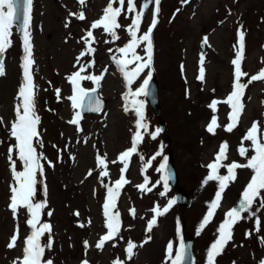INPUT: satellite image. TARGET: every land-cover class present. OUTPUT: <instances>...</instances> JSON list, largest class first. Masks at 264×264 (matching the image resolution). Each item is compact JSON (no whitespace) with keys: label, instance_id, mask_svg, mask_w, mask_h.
<instances>
[{"label":"rangeland","instance_id":"rangeland-1","mask_svg":"<svg viewBox=\"0 0 264 264\" xmlns=\"http://www.w3.org/2000/svg\"><path fill=\"white\" fill-rule=\"evenodd\" d=\"M108 3L109 0H86L81 6L78 0H33L30 33L35 62L30 71L34 77L36 111L40 116L38 130L42 140L37 151L43 152L47 161L54 164L52 167L42 160L43 175H37L42 182L36 186L35 199L47 201L41 222L52 226L53 244L51 249L45 250L44 258L52 259L53 264H82L85 259L89 264H113L116 259L123 264H171L167 245L173 243L174 258L179 251L180 225L184 221L186 233L195 239L196 264H208L207 253L219 238V227L226 219V213L239 206L253 172L249 168L236 170V179L228 183L212 219L201 229L200 224L220 190L217 180L204 183L211 173L206 165L214 161L225 141L228 144L227 159L221 163L246 164L254 152L251 142L242 138L254 121L260 122L261 132H264V79L251 82L244 90L243 112L232 131L224 127L230 123L231 107L223 102L233 90L232 60L239 47L241 30L245 33L242 70L249 74L241 82L247 83L251 75L264 69V0H188L187 3L161 0L158 23L152 33L153 65L131 85L133 91L138 88L148 71L157 75L167 131L165 135L160 131L155 139L148 133L160 128L159 120L146 96L125 99L129 88L113 59L123 57L118 50L130 40L127 26L134 13L125 11L119 17L118 22L122 25L116 30L119 39H114L102 28L93 30L95 51L80 56L87 48L81 37L86 35L93 21L101 18ZM136 3L139 9L143 0H136ZM81 9L85 12V20L69 15ZM153 9L154 5H150L145 10L140 34L150 25ZM204 37L208 38L205 54L198 44ZM10 40L4 61L5 75L0 76V264H13L22 257L25 237L31 234L26 222L30 218L27 211L20 208L14 216L9 207L10 186L16 183L8 158L9 146L16 144L10 126L16 119L15 105L21 102L18 90L23 81L24 56L23 41L15 26ZM137 52L145 55L143 46ZM201 54L205 69L203 81L198 78ZM77 57H80L79 64ZM90 61L94 64L82 75H99L107 69L99 87L108 103L101 113L82 114L77 126L69 123L80 109L73 108L68 99L74 94V86L67 77ZM132 67L135 65H129ZM81 85L86 89L95 86L88 80L82 81ZM56 89L61 90L59 99ZM133 99L145 101V121L149 128L141 130L144 135L138 154L133 155L124 173L130 183L123 186L116 206L109 209L110 215L119 212V235L106 242L103 249H97L96 243L107 232L106 186L114 187L120 178L123 164L118 160L119 154L131 146L136 131L138 116L131 105ZM213 99L221 101L215 112L209 107ZM126 106L128 111H125ZM213 115L218 117L220 125L214 134L207 131ZM167 136L171 140L179 182L188 190L193 202L189 207H179L175 202L167 213L157 218V225L148 232L147 223L154 215L153 207L159 204L163 209L170 199H174L175 190L170 184L166 195H160L164 192L162 176L165 173L156 171L167 154ZM242 145L248 149L245 156L239 152ZM157 152L161 155L145 168V161ZM105 154L109 175L101 176L98 159ZM11 155L17 161V170L22 171L18 152L13 151ZM114 160L117 162L112 163ZM89 170H92L90 176ZM219 174H227V169L220 167ZM145 176L149 179L151 192L136 187L144 182ZM157 181L161 182L156 184ZM261 196L264 197V191ZM133 207L135 216L129 211ZM49 211L51 216L47 215ZM77 211L78 216L75 215ZM252 211L255 216L251 212L242 213L244 218L232 227V240L215 258V264H261L264 260V206L259 200L252 205ZM257 218L261 222L259 227ZM17 226V245L9 249V238ZM148 236H151L150 240H147ZM48 239L46 233L41 237V243L46 244ZM85 241L89 245L87 248ZM129 241L137 245L131 260L126 254Z\"/></svg>","mask_w":264,"mask_h":264},{"label":"snow or ice","instance_id":"snow-or-ice-1","mask_svg":"<svg viewBox=\"0 0 264 264\" xmlns=\"http://www.w3.org/2000/svg\"><path fill=\"white\" fill-rule=\"evenodd\" d=\"M187 3L188 0H183ZM78 3L83 6L86 0H78ZM161 0H143L140 8L137 9L136 0H109V3L103 10V15L101 18L96 19L90 25V28L86 31V35L82 36L81 39L87 45L85 51H82L80 56H87L95 51L92 44L95 43V37L93 35V30L103 29L105 33L110 34L114 39H119L117 34V29L122 27L118 22L119 17L125 11L129 14L134 13V18L130 25L127 26V31L130 35V40L121 48L119 52L123 54L122 58L113 57L114 62L118 65L120 71L123 73L129 91L125 93V99L129 96L139 97L141 95H149L150 81L152 80V71L146 73V78L143 79L142 83L134 91L131 89V85L134 81L138 80L142 74L145 73V69H150L153 65L154 57V43L152 39V33L158 23V16L160 12ZM118 5V6H114ZM125 4L127 7L125 8ZM150 5H154L153 17L150 25H148L146 31L140 34L141 25L143 22V17L145 10L149 8ZM33 8V0H0V76L5 75L4 61L2 59L3 54L6 49L10 47L12 35V29L15 26L21 34L23 41V81L18 90V98H20V103L15 105V115L16 119L11 122L10 133L11 136L15 138L16 144L9 146V160L11 162V171L14 174V183L10 186L11 196L9 207L16 216L20 208H24L28 215L27 224L31 228V234L25 237L23 254L22 257L17 258L13 264H53L52 259H45L44 253L46 249H51L53 240L51 238L52 226L50 223L41 222V216L43 210L47 206L46 200H36V186L42 181L37 179L38 173L42 176L44 165L42 160L47 161V157L44 156L43 152H38L37 148L42 146V140L40 139V132L38 130V125L40 122V116L36 111V100H35V84L34 77L30 71L31 65L34 64L33 59V44L31 42L30 33V22L32 19L31 13ZM70 16L76 17L77 19L83 21L86 19L85 12L81 9L78 12L69 13ZM66 27L68 24L66 23ZM239 47L236 52L235 59L232 60L234 65V83L233 90L223 101L225 104L231 107V112L229 113V121L225 127V130L232 131L233 127L238 123L240 115H242L244 104L242 103V98L244 95V90L253 81L264 79V69H261L259 74L251 75L247 83H242V77H248L249 74L242 70V58L244 49V36L243 30L239 32ZM208 38L204 37L203 42L206 44ZM143 46L145 52L144 56H141L137 49ZM80 63V57H77V64ZM204 56L201 54L200 57V69H199V79L201 81L205 78V69L203 67ZM94 64V61H90L88 65H81V67L70 74L67 79L74 86L72 96L68 99L72 101L73 108L80 109V111L75 112V116L69 121L70 124L79 126L82 119V111L85 107V99H87V110L92 112L102 111V98L97 95V88L100 86L107 69H104L99 75L87 74L82 75L86 71L88 66ZM129 65H135V67L129 68ZM183 68V66H181ZM84 80L92 81L97 87L86 89L82 87L81 82ZM60 89H56L57 98H60ZM214 91V90H213ZM221 101L213 99L209 104V107L215 112L217 110V105ZM132 108L135 110L138 119L136 120V131L134 132L131 140V146L119 154L118 160L123 164L121 169V176L114 183V187H107L108 199L104 204V215L107 218L106 228L107 232L99 239L95 247L97 249H103L106 242L113 240L117 235H119L121 222L119 218V212L114 214H109V209L116 206V200L119 196L121 189L125 184L130 183L126 179L124 173L130 165V160L133 155L138 154V146L142 142L144 133L141 130L147 131L149 125L145 121L144 113V100L133 99L131 101ZM128 107H125V111H128ZM2 122V118H0ZM218 124V117L213 115L210 123L207 125V131L210 133H215ZM80 129L78 128V131ZM161 129L156 128L155 131L149 132L148 134L155 139L160 133ZM242 140H248L251 142L252 151L254 155H251L246 164H240L233 161L229 164H222L221 161L227 159V149L228 144L225 141L219 148L217 155L213 162L206 165L207 168L211 170V173L207 176L204 183L207 184L208 181L217 180L219 181V191L216 194V199L211 203L207 215L203 218V223L200 224V228L203 229L206 224L212 219L215 210L219 207L220 201L222 199V193L228 186L229 182L236 179V170L239 168H249L252 170L253 175L250 178V182L246 185L243 192V199L238 207L231 208L226 213V219L221 223L219 227V238L215 243L212 244L210 250L207 253L208 264H215V258L222 254L226 245L232 240V227L239 221L243 219L242 213L251 212V215L255 216V212L252 211V205L259 200L261 206H264V197L261 196V192L264 191V132H261L260 122L254 121L251 128L247 131L246 135ZM35 141V143H34ZM13 151L18 152L19 160L23 163V170H17V161L12 158L11 153ZM240 155L245 156L248 149L243 147L239 149ZM161 153H155L150 159L145 161V168L150 167L153 160ZM142 160L143 156L140 157ZM117 161H112L116 163ZM49 166L54 167L51 161H47ZM98 163L101 167V176H108L106 164V154L98 159ZM225 167L227 169V174H219V168ZM158 172H163L165 175L162 176V183L164 192L160 195H166L169 187V181L172 179L171 171L168 168V157H163V163L159 164L156 169ZM92 174V170H89L88 175ZM161 181L155 182L159 184ZM149 179L147 176L144 178V182L136 185V187L145 192H151L152 187H148ZM155 184L153 185V187ZM46 192V187L44 188ZM175 199H170L166 206L161 209L159 204H156L151 210L154 215L147 223V231L151 232L153 227L157 225V218L164 215L169 211V209L175 203ZM130 214L135 216V208L129 209ZM51 211L47 212L48 216H51ZM75 215H79L77 211ZM91 223V221H89ZM260 220L256 219L257 227L260 225ZM83 227V225H81ZM48 234L49 239L46 244L41 243V237ZM249 235L251 233H248ZM19 239V228L14 230L12 236L9 238V243L7 247L9 249L16 247L17 241ZM151 236L147 237L150 240ZM147 240L145 242H147ZM87 248L88 242H84ZM142 246V245H140ZM137 247L136 244L129 241L126 248L127 259L131 260L135 255L134 249ZM187 245L182 241L180 243L179 251L173 258V243L170 242L167 245L168 258L171 259V264H185L188 258ZM82 264H89L87 259L82 261ZM113 264H123L120 259H116ZM264 264V260L261 261Z\"/></svg>","mask_w":264,"mask_h":264},{"label":"water","instance_id":"water-1","mask_svg":"<svg viewBox=\"0 0 264 264\" xmlns=\"http://www.w3.org/2000/svg\"><path fill=\"white\" fill-rule=\"evenodd\" d=\"M2 59H3V56H2ZM96 94L98 95V91ZM148 97L150 99V103L155 108L157 115L160 116L161 109H160L159 97H158V83H157V79L155 77H153L152 80L150 81ZM84 103H85V107H84L83 111L90 112L87 110V99H85ZM104 104H105V100L102 99V109L104 107ZM168 168L172 174V179L170 180L171 184L173 186L177 187L176 199L180 203L186 202L187 201V198H186L187 194H186L185 190L177 185L178 176H177V172H176L175 165H174V159H173L171 152L168 155ZM184 244L188 246L187 247L188 258L186 259L185 264H193V262L195 260L194 254H193V239L192 238H184Z\"/></svg>","mask_w":264,"mask_h":264},{"label":"bare ground","instance_id":"bare-ground-1","mask_svg":"<svg viewBox=\"0 0 264 264\" xmlns=\"http://www.w3.org/2000/svg\"><path fill=\"white\" fill-rule=\"evenodd\" d=\"M158 242V241H157Z\"/></svg>","mask_w":264,"mask_h":264}]
</instances>
